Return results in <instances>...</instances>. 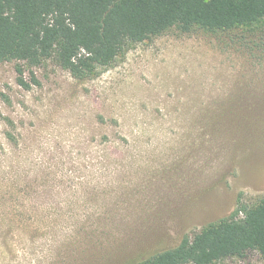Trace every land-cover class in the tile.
<instances>
[{
	"label": "rangeland",
	"instance_id": "rangeland-1",
	"mask_svg": "<svg viewBox=\"0 0 264 264\" xmlns=\"http://www.w3.org/2000/svg\"><path fill=\"white\" fill-rule=\"evenodd\" d=\"M32 69L0 62V264H129L264 196V21Z\"/></svg>",
	"mask_w": 264,
	"mask_h": 264
},
{
	"label": "trees",
	"instance_id": "trees-1",
	"mask_svg": "<svg viewBox=\"0 0 264 264\" xmlns=\"http://www.w3.org/2000/svg\"><path fill=\"white\" fill-rule=\"evenodd\" d=\"M263 21L264 0H0V62H15L18 84L29 89L40 83L32 68L47 60L85 79L130 45L173 28L215 32ZM252 252L264 257V196L238 201L228 216L129 264H216Z\"/></svg>",
	"mask_w": 264,
	"mask_h": 264
}]
</instances>
